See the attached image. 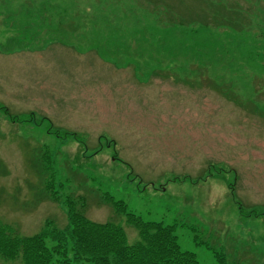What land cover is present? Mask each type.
<instances>
[{"label":"rangeland","instance_id":"1","mask_svg":"<svg viewBox=\"0 0 264 264\" xmlns=\"http://www.w3.org/2000/svg\"><path fill=\"white\" fill-rule=\"evenodd\" d=\"M52 173L130 244L105 194L200 264H264V0H0V222L64 228Z\"/></svg>","mask_w":264,"mask_h":264},{"label":"trees","instance_id":"2","mask_svg":"<svg viewBox=\"0 0 264 264\" xmlns=\"http://www.w3.org/2000/svg\"><path fill=\"white\" fill-rule=\"evenodd\" d=\"M40 156L37 162L40 159L41 164H47L46 170L41 167L42 174L50 175L53 156L46 151ZM60 184L52 173L43 191L48 200L65 209L67 225L60 228L53 220H47L39 233L24 236L13 226L0 222V257L6 264H200L195 253L182 249L176 225L146 222L128 212L123 201L105 194L104 203L113 208L115 215L126 216V224L137 231L138 241L130 244L121 224L91 221L86 214V197L63 195ZM215 256L219 263H227L222 255Z\"/></svg>","mask_w":264,"mask_h":264}]
</instances>
